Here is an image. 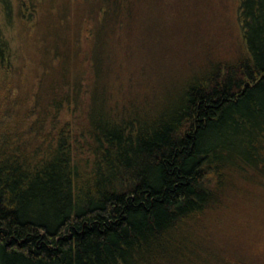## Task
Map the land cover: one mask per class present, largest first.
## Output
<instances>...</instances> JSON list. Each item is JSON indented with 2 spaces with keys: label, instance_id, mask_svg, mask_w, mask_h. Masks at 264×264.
I'll return each instance as SVG.
<instances>
[{
  "label": "trees",
  "instance_id": "1",
  "mask_svg": "<svg viewBox=\"0 0 264 264\" xmlns=\"http://www.w3.org/2000/svg\"><path fill=\"white\" fill-rule=\"evenodd\" d=\"M27 2L18 64L0 0V264H264V0L227 60L165 0Z\"/></svg>",
  "mask_w": 264,
  "mask_h": 264
},
{
  "label": "rangeland",
  "instance_id": "2",
  "mask_svg": "<svg viewBox=\"0 0 264 264\" xmlns=\"http://www.w3.org/2000/svg\"><path fill=\"white\" fill-rule=\"evenodd\" d=\"M22 1L25 4L21 14V20L24 24L20 23L19 19L14 18L12 27L5 29V34L10 41L13 54L16 55L19 61H16L18 64H21V61L24 60L28 61L32 53H34L33 46L28 45V37L30 36V32L33 31V11L27 0ZM238 1L239 0H165L162 7V15L159 16V18H161L159 30H169L171 41L178 45H182V38L179 33L181 28H179L180 14L178 13L186 12L185 15L195 23L192 25L193 28L198 30L197 33H200V36L202 35L201 37L199 36L195 45L198 46V51H206L201 53L199 57L208 56L215 60H227L233 54L231 51L228 52V50H231V48L235 49V46L239 45L238 42L240 40L239 23L237 19ZM167 4L169 6L168 8ZM13 5L16 10L17 0H13ZM204 5L207 8L206 14L202 13ZM171 13L173 14L171 15ZM184 19L185 17L182 16L181 23ZM1 22L4 28V20ZM23 25L28 31L25 29L24 31L22 30L23 32L21 31ZM166 34L168 35V31ZM135 40L139 39L136 38ZM168 40L165 41L167 42ZM137 48L138 47H136V49ZM182 50H184V48ZM183 54L182 52L181 55ZM261 248H264V245Z\"/></svg>",
  "mask_w": 264,
  "mask_h": 264
}]
</instances>
